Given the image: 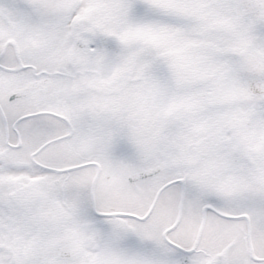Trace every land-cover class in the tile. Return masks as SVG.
Wrapping results in <instances>:
<instances>
[{"label": "snow or ice", "instance_id": "obj_1", "mask_svg": "<svg viewBox=\"0 0 264 264\" xmlns=\"http://www.w3.org/2000/svg\"><path fill=\"white\" fill-rule=\"evenodd\" d=\"M0 264H264V0H0Z\"/></svg>", "mask_w": 264, "mask_h": 264}]
</instances>
